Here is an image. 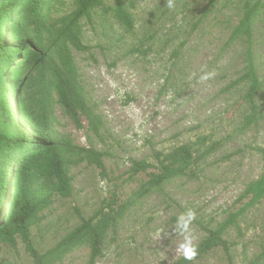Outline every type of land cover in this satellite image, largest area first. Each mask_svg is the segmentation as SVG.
<instances>
[{
	"label": "rangeland",
	"instance_id": "obj_1",
	"mask_svg": "<svg viewBox=\"0 0 264 264\" xmlns=\"http://www.w3.org/2000/svg\"><path fill=\"white\" fill-rule=\"evenodd\" d=\"M104 1L113 5V0ZM249 1L261 4L249 42L234 37L247 0H172L171 9L168 0H124L134 19L133 31L100 11L81 21L87 50L72 49V56L100 121L95 123L96 133L86 119L84 128L77 129L54 94L52 129L77 146L90 144L102 152L109 177L102 179L86 163L70 168L72 198L56 197L44 211L42 224L32 231L41 253L80 225L81 217L94 216L114 189L109 180H119V184L127 180L132 162H152L154 152L167 153L187 144L211 149V153L193 167L194 174L165 182L121 217L107 233L96 264H174L182 258L176 248L183 236L173 229L176 218L188 209L196 212L192 225L196 246L206 237V230L216 229L231 214L243 211L223 235L233 264H248L261 252L264 199L243 210L248 202L243 198L245 190L263 174L262 156L256 148L264 147V0ZM72 5V0H43V31L58 25ZM17 15V9L11 12L5 29ZM249 47L262 90L255 100L257 120L245 127L251 107L244 102L248 86L240 78ZM11 54L7 64L12 62ZM204 76L208 78L201 79ZM9 84L13 85L10 77ZM12 98L19 116L17 98L13 94ZM17 159L18 155L11 163V180ZM147 179L140 175L122 186L120 199L137 191ZM11 197L12 181L3 194L4 209ZM89 254V247L80 246L54 264H88ZM0 264L34 262L19 242L14 247L0 245ZM194 264L229 263L225 251L217 248Z\"/></svg>",
	"mask_w": 264,
	"mask_h": 264
},
{
	"label": "trees",
	"instance_id": "obj_2",
	"mask_svg": "<svg viewBox=\"0 0 264 264\" xmlns=\"http://www.w3.org/2000/svg\"><path fill=\"white\" fill-rule=\"evenodd\" d=\"M72 1V11L62 16L52 30L43 31V0H0V245L14 247L21 242L34 264H54L59 257L80 246L90 248L88 264H96L102 256L107 233L121 217L165 182L194 174L193 167L211 153V149H195L187 144L167 153L154 152L152 162H132L127 180L119 184V180L109 178L114 189L94 216L81 217L80 225L52 249L45 253L38 250L32 231L42 224L44 211L51 207L56 197L70 199L74 194L70 168L86 163L94 166L102 179L109 177L102 152L90 144L77 146L68 137L55 135L52 129L54 94L77 129L84 128L83 119H86L87 126L95 132L98 127L95 123L100 121L87 99L72 56V49L87 50L82 41L81 21L100 11L111 14L126 30L135 29L134 19L124 0H113L112 6L104 0ZM260 7L259 2L252 4L247 0L234 37L251 41L252 21ZM15 9L18 10V18L5 29L4 25ZM14 41L17 45L13 44ZM247 51V67L240 78L248 86L244 102L251 107L245 127L257 120L255 100L262 90L253 49L249 47ZM10 53L12 62L7 64ZM12 94L17 98L22 120L15 112ZM256 151L262 156L263 174L245 190L243 198L248 202L243 210L264 199V147L256 148ZM16 155L18 159L11 180V163ZM140 175L148 179L137 191L121 200L120 188ZM11 181L12 197L4 209L3 194ZM242 213L231 214L221 226L206 230V237L197 245L199 255L196 259L188 262L182 257L174 264H194L217 248H222L228 263L233 264L231 248L223 235ZM248 264H264V247Z\"/></svg>",
	"mask_w": 264,
	"mask_h": 264
},
{
	"label": "clouds",
	"instance_id": "obj_3",
	"mask_svg": "<svg viewBox=\"0 0 264 264\" xmlns=\"http://www.w3.org/2000/svg\"><path fill=\"white\" fill-rule=\"evenodd\" d=\"M167 7L170 9L174 7L172 0H168ZM207 78V76H204L201 79ZM195 219L196 212L193 209H188L176 218V227L173 229L174 232L183 236V241L179 243L176 251L178 254L182 255L185 261L188 262L193 261L199 255L198 247L194 243L192 235V225Z\"/></svg>",
	"mask_w": 264,
	"mask_h": 264
}]
</instances>
